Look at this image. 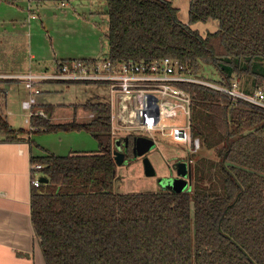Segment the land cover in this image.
Here are the masks:
<instances>
[{
	"label": "trees",
	"instance_id": "obj_1",
	"mask_svg": "<svg viewBox=\"0 0 264 264\" xmlns=\"http://www.w3.org/2000/svg\"><path fill=\"white\" fill-rule=\"evenodd\" d=\"M88 1L106 5L102 60L171 58L194 74L213 67L221 84L237 80L238 90L247 79L253 89L240 90L247 95L264 93V0H189V25L217 22L205 36L178 21L163 0ZM188 91L190 137L199 140L202 157L192 163V190L181 193H113L107 103L88 101L80 107L91 119L58 124L46 106L45 117L30 116L32 132L10 130L0 114V135L9 141L85 131L98 144L95 154L31 160L47 179L30 196L45 264H264V110L198 86ZM127 143L125 158L132 139Z\"/></svg>",
	"mask_w": 264,
	"mask_h": 264
},
{
	"label": "crops",
	"instance_id": "obj_2",
	"mask_svg": "<svg viewBox=\"0 0 264 264\" xmlns=\"http://www.w3.org/2000/svg\"><path fill=\"white\" fill-rule=\"evenodd\" d=\"M70 2L0 0V56L12 60L19 48L23 54L21 66L12 65L5 70L0 63V75L41 74L55 71L59 62L103 58L107 22L99 12L100 4ZM0 84L6 86L0 88V114L10 130H35L29 127L30 112L27 117L23 114L27 110L21 104L29 98L23 82L0 79ZM38 89L40 97L42 92H52L54 85L44 82ZM66 105L71 114L67 116V109L62 112L66 117L58 118L68 121L61 123L88 120L89 113L85 117L77 113L82 102ZM46 106H51L50 111L54 112L46 99L35 101L31 112L43 113ZM20 124L28 128L23 129ZM20 137V141H9L0 135V264H45L30 216L31 160L49 155L95 154L98 144L85 131L30 133Z\"/></svg>",
	"mask_w": 264,
	"mask_h": 264
},
{
	"label": "built area",
	"instance_id": "obj_3",
	"mask_svg": "<svg viewBox=\"0 0 264 264\" xmlns=\"http://www.w3.org/2000/svg\"><path fill=\"white\" fill-rule=\"evenodd\" d=\"M29 1V0H26ZM192 71L178 60L163 58L152 62L95 60L83 63L79 60L65 65L57 64L51 74L0 75V79L21 80L29 92V99L22 102L24 110L31 115L45 117L42 112L32 113L38 95V86L44 82L71 84H101L107 87L110 136L113 142L123 146L137 137L151 136L154 131L164 137L182 140L190 135L191 95L188 88L198 86L214 91L231 101L244 102L264 110V93L255 91L245 94L238 90L234 80L230 86L215 84L194 76ZM92 114L88 115L91 119ZM168 120L176 125L162 127ZM141 133L146 134L140 135ZM182 134V137L180 135ZM124 140V141H123ZM152 140V139H151ZM153 141V140H152ZM192 153L199 149V140H192ZM40 165L31 166V186L39 187Z\"/></svg>",
	"mask_w": 264,
	"mask_h": 264
},
{
	"label": "rangeland",
	"instance_id": "obj_4",
	"mask_svg": "<svg viewBox=\"0 0 264 264\" xmlns=\"http://www.w3.org/2000/svg\"><path fill=\"white\" fill-rule=\"evenodd\" d=\"M71 1L72 4H79L81 1L88 0H67ZM168 2L174 9H176V18L182 24L188 26L191 30L197 31L199 35L205 36L207 33H213L218 30L217 22L215 21H207L200 22L196 24L189 25V0H163ZM70 2V3H71ZM83 2V3H84ZM87 3V2H86ZM98 5V9L100 14L105 17L106 5L104 1H96ZM59 6V2L57 4ZM104 13V14H103ZM106 18V17H105ZM18 49V48H17ZM107 50L106 44L104 46V52ZM20 51L15 52L12 60H7L6 58H2L0 56V63L2 68L5 70L11 69L12 65L21 66L23 63V57ZM46 74H51L52 72H44ZM195 77L212 82L215 84L220 83V76L216 69L210 66H202L199 71L194 75ZM20 84V83H17ZM51 85H54V90L52 92H42L41 96L34 95L33 98L35 101H40L46 99L48 105H53L54 112H50L49 119L51 123H61L67 122V118H58L59 116H65L63 113L68 111V115L70 116L71 112L68 110L66 104L71 103H79L83 104L87 101L93 102H104L106 103L108 100V90L107 87L101 84H71V85H59V83L51 82ZM12 86V85H11ZM21 86V84H20ZM23 86V85H22ZM240 90H250L253 87H250V82L247 79L239 80ZM0 88H6L5 85L0 84ZM23 88V87H22ZM40 89V87H39ZM29 98H27L28 100ZM77 113L79 115L84 116L86 113L80 107H77ZM67 109V110H66ZM66 110V111H65ZM23 114L27 117L29 111H24ZM66 117V116H65ZM80 121H85V119H79ZM176 121L170 122L168 120L163 121L160 125L164 128L176 125ZM22 125V124H20ZM23 129H27L28 125H22ZM140 135L146 136V134L141 133ZM151 138L155 144V148L148 152L145 157L149 160L152 169L154 171V175L151 177H147L144 174L143 169V157H136L132 154L129 158H127L123 164L116 165L115 168V178L113 182V193L115 194H138V193H159L166 192L167 186H164L163 182H167L170 178L174 177L175 172V164L179 161L185 160V163L189 167V177L187 178V182L190 185L189 191L192 190V163L199 159L200 156V144L199 149L196 153H192V139L190 135L186 134L184 139L182 140H174L172 138H166L163 136L161 132L154 131ZM124 141V140H123ZM115 147L113 148V151ZM205 158H213L212 153H206Z\"/></svg>",
	"mask_w": 264,
	"mask_h": 264
},
{
	"label": "water",
	"instance_id": "obj_5",
	"mask_svg": "<svg viewBox=\"0 0 264 264\" xmlns=\"http://www.w3.org/2000/svg\"><path fill=\"white\" fill-rule=\"evenodd\" d=\"M182 137V134L180 135ZM115 150L112 152L114 157V163L116 165H121L124 163L125 152L127 148V142L123 144V149L121 150L120 143H114ZM155 148V144L151 139L145 137H137L132 140V154L136 157H143V169L144 174L147 177H151L154 175V171L149 160L145 157V155ZM175 168V176L167 180V182H163L164 186H167L165 189L167 192L181 193L184 191H189L190 185L187 182V178L189 177V167L185 162H177L174 166ZM39 182L41 184H46L47 179L44 177L39 178Z\"/></svg>",
	"mask_w": 264,
	"mask_h": 264
},
{
	"label": "flooded vegetation",
	"instance_id": "obj_6",
	"mask_svg": "<svg viewBox=\"0 0 264 264\" xmlns=\"http://www.w3.org/2000/svg\"><path fill=\"white\" fill-rule=\"evenodd\" d=\"M128 144V143H127ZM123 149V146H121V150ZM127 149H128V145H127V148H126V152H127ZM131 151H132V149H131ZM126 152H125V154H126ZM127 158H124V160H126ZM179 162H185V160H182V161H179Z\"/></svg>",
	"mask_w": 264,
	"mask_h": 264
}]
</instances>
